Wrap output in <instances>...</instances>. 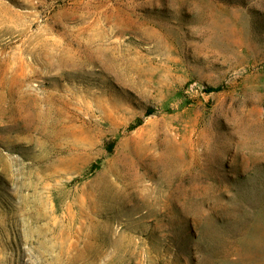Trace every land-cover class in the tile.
<instances>
[{
  "label": "rangeland",
  "instance_id": "rangeland-1",
  "mask_svg": "<svg viewBox=\"0 0 264 264\" xmlns=\"http://www.w3.org/2000/svg\"><path fill=\"white\" fill-rule=\"evenodd\" d=\"M0 264H264V0H0Z\"/></svg>",
  "mask_w": 264,
  "mask_h": 264
}]
</instances>
